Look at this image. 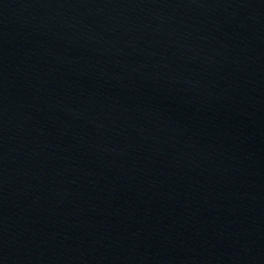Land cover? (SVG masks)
<instances>
[{
    "label": "water",
    "instance_id": "obj_1",
    "mask_svg": "<svg viewBox=\"0 0 264 264\" xmlns=\"http://www.w3.org/2000/svg\"><path fill=\"white\" fill-rule=\"evenodd\" d=\"M0 264H264V0H0Z\"/></svg>",
    "mask_w": 264,
    "mask_h": 264
}]
</instances>
